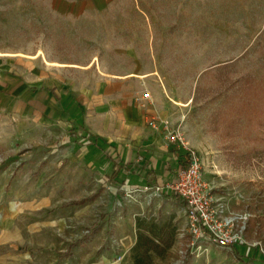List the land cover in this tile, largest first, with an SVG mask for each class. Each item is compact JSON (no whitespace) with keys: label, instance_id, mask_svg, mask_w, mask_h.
<instances>
[{"label":"rangeland","instance_id":"374dc122","mask_svg":"<svg viewBox=\"0 0 264 264\" xmlns=\"http://www.w3.org/2000/svg\"><path fill=\"white\" fill-rule=\"evenodd\" d=\"M248 73L262 103L264 0H0V264L259 263L264 126L236 108ZM145 92L140 114L115 112ZM41 99L44 111L18 105ZM78 112L116 146L91 152ZM163 121L199 155L229 246L195 239L186 201L145 190L158 182L141 170L111 177L117 145L173 143Z\"/></svg>","mask_w":264,"mask_h":264},{"label":"built area","instance_id":"2783aa9c","mask_svg":"<svg viewBox=\"0 0 264 264\" xmlns=\"http://www.w3.org/2000/svg\"><path fill=\"white\" fill-rule=\"evenodd\" d=\"M140 105H145V102L151 98L148 92L142 93L140 96ZM151 128H157V119L152 117L148 120ZM162 128L166 132L167 140L177 144L184 150L183 165L177 168L175 175L165 180L162 183H156L154 186L147 187L151 189L154 195L164 193H174L186 201L187 209L190 217V232L195 239L203 237L212 238L220 246H229L236 242L237 233L231 232V220H227V231L223 235H219L214 229L212 222L217 215L220 205V198L215 197L212 187L203 177V168H201V160L198 154L188 145V142L183 137V133L179 128L170 129L168 121L162 122ZM218 205V206H219ZM225 226V227H226Z\"/></svg>","mask_w":264,"mask_h":264},{"label":"crops","instance_id":"0c3cea01","mask_svg":"<svg viewBox=\"0 0 264 264\" xmlns=\"http://www.w3.org/2000/svg\"><path fill=\"white\" fill-rule=\"evenodd\" d=\"M104 76L107 77L108 74H103ZM112 75V74H110ZM53 95V93H52ZM62 96L60 95L59 98H61ZM43 98V97H42ZM64 102L69 103L70 99L66 98L65 96H63ZM66 100V101H65ZM118 102V101H117ZM116 102V103H117ZM34 103L37 104V110H41L44 111L45 107H46V103L43 99L41 100H28V101H19L18 105H21V108H23L24 106L28 105V110H31L32 107L31 105H34ZM118 108L115 110V112H118V114L120 115H125V113H130V114H140L139 111V106L140 103L137 104V108L134 105L131 106H126L125 102L122 100L120 103L118 102L117 104ZM61 114H63L61 112ZM80 116H82V114H80L79 112L76 113L74 115V121L76 126H74V128H76V131L79 132H83L84 135H92L94 137V144L93 148L91 149V152L94 150H98V148H102L103 144L106 145L107 144H111L113 147L116 146L115 142H112L111 140L107 141L108 137H104L102 135H98L96 133H92L91 131L88 130V128H86L81 122H79V118ZM110 123V122H109ZM107 127H108V123H107ZM80 128V129H79ZM125 130V129H124ZM137 136V135H135ZM118 137L120 138L121 135L119 134ZM107 138V139H106ZM121 139V138H120ZM161 139H156L154 138V136H150L147 137V139H145L144 141L142 140V142L133 145L131 148H127V147H123L122 145H117L119 146V149L117 150L118 154H119V158L120 161H122L123 163H128L129 168L125 171L129 172L130 170H132V172H134V168L137 170H141L142 172V180L145 177L147 179V183H149V179L152 180V182L154 181V179H156V181L158 183H162L165 180H168L169 178H171L172 176L175 175V173L173 172L174 170V164H176L178 162L179 166L183 165L184 162V150H182V148H180L177 144V146L175 145V143L170 144V145H166ZM98 141L102 142L99 143ZM177 148L179 149L178 152ZM177 150V151H176ZM184 154L183 159H182V154ZM153 155H175L173 156V160L172 158H167V160H169V164L166 165V163L164 164V162H166V160L160 159V158H155L153 157ZM154 164L152 163L151 166V162H153L152 160H154ZM148 162V168L150 170L151 173H147L146 168L142 169L140 163L141 162ZM113 168V167H112ZM130 169V170H129ZM122 170V169H121ZM112 171V170H111ZM123 171V170H122ZM121 171H118V173H120ZM173 172V173H172ZM176 172V171H175ZM112 174V173H111Z\"/></svg>","mask_w":264,"mask_h":264},{"label":"trees","instance_id":"16d2710c","mask_svg":"<svg viewBox=\"0 0 264 264\" xmlns=\"http://www.w3.org/2000/svg\"><path fill=\"white\" fill-rule=\"evenodd\" d=\"M224 70H220L218 74L222 75ZM259 87L260 85L258 78L253 76L251 73H248L241 77V82L237 86V93L242 96L240 97L239 104L236 106L237 112H239V117L237 118V120L240 119V115H243L245 117L246 123L250 125L257 124L260 126H264V98L262 100V103H259L256 99L250 97L251 93L254 94V92L258 90ZM196 90L198 91V85ZM140 165L142 169L146 168L147 173H151L149 168L147 167L148 162H141ZM112 166L113 168L111 177H113V180L117 176L119 170H127L129 168L128 163H123L122 161L117 162V166L115 164ZM175 196H177V194L173 193V197ZM247 264H264V259H262L259 263L251 262Z\"/></svg>","mask_w":264,"mask_h":264}]
</instances>
